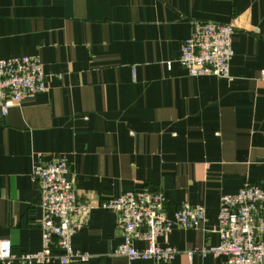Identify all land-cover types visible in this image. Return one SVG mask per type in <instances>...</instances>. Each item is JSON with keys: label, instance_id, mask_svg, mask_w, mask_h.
<instances>
[{"label": "crops", "instance_id": "obj_1", "mask_svg": "<svg viewBox=\"0 0 264 264\" xmlns=\"http://www.w3.org/2000/svg\"><path fill=\"white\" fill-rule=\"evenodd\" d=\"M201 20L234 25L228 79L178 63ZM21 56L38 58L47 90L0 115V241L15 256L40 250L31 169L59 154L75 203L90 206L71 238L89 257L72 264H223L186 253L219 245L222 195L264 190V0H0V59ZM143 189L163 192L169 219L184 202L205 208L197 229L157 238L171 262L114 254L120 229L97 205Z\"/></svg>", "mask_w": 264, "mask_h": 264}, {"label": "built area", "instance_id": "obj_2", "mask_svg": "<svg viewBox=\"0 0 264 264\" xmlns=\"http://www.w3.org/2000/svg\"><path fill=\"white\" fill-rule=\"evenodd\" d=\"M233 33V23L193 21L189 37L180 44V67L191 77L228 79L229 62L233 57ZM46 77L35 56L0 59V115L5 116L23 99L45 93ZM31 180L40 194L41 248L34 253L15 256L10 242L1 240L0 262L86 263L89 254L75 249L71 238L84 225L90 206L75 203L76 176L68 160L59 154H51L43 161L41 154H37ZM218 207L219 245L191 250L186 253L187 258L190 259L192 253L201 257L211 254L221 256L223 264H264V190L246 184L235 194L222 195ZM97 208L115 215L122 240L114 254L123 255L128 260L173 261L176 250L158 245L157 238L167 235L174 227L197 229L205 219L204 207L185 202L177 206L169 219L160 190L122 193L118 197L103 199ZM134 242H141L143 246L136 248Z\"/></svg>", "mask_w": 264, "mask_h": 264}]
</instances>
